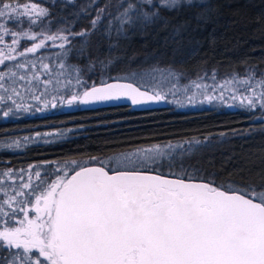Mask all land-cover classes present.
<instances>
[{"label":"trees","instance_id":"1","mask_svg":"<svg viewBox=\"0 0 264 264\" xmlns=\"http://www.w3.org/2000/svg\"><path fill=\"white\" fill-rule=\"evenodd\" d=\"M28 2H39L48 11L40 20L48 32H61L68 39L63 48L45 47L0 65V72L6 73L4 89L0 88V199H8L16 191H30L21 187L29 181L35 188L65 172L71 176L76 166L73 161L79 165H98L92 157L108 161L110 157L164 144L179 146L154 164H148L153 165L151 169L145 164L141 171L203 180L225 190L264 186V110L260 106L248 110L235 102L231 107L223 103L182 107L167 100L154 109L133 110L127 105L90 109L59 104L60 96L67 98L85 87L130 77L132 73L143 77L137 79L143 88L164 91L168 96V92L189 87L191 81L208 86L226 81L241 84L245 91L261 88L264 0H202L206 5L205 22L199 27L193 24L182 37L175 39L170 28L153 25L145 28L139 22L116 39L118 23L113 20L111 42L103 36L107 19L94 34L91 32L90 21L95 11L89 9L85 14L83 7L88 0H75L74 4L68 0H19L20 4ZM98 2L103 5L107 0ZM129 2L135 4L137 0H112L109 11L116 16L122 10L117 6ZM141 8L147 10L146 5ZM165 15L172 16L174 23L188 16L187 13ZM85 30L89 35H75ZM17 62L26 63V68H15ZM43 64L49 65L47 71L42 70ZM9 69L17 72V77H12ZM33 71L47 83L28 84L19 79V75L30 76ZM34 95L41 96V101L33 99ZM53 96L57 97L56 108L49 104L43 111H36L43 107L44 99L51 100ZM16 104L21 105L20 111L3 117V111L7 107L15 110ZM24 107L28 108L27 112ZM24 137L29 139L26 141ZM16 141L18 147H5ZM57 167L60 172L56 171ZM6 171L10 175H4ZM35 171L41 173L39 180ZM20 201L35 203V199L17 196L12 201L16 216L22 219ZM0 207L12 211L2 203ZM6 219L0 213V230ZM9 225L19 226L15 218Z\"/></svg>","mask_w":264,"mask_h":264},{"label":"snow or ice","instance_id":"2","mask_svg":"<svg viewBox=\"0 0 264 264\" xmlns=\"http://www.w3.org/2000/svg\"><path fill=\"white\" fill-rule=\"evenodd\" d=\"M68 3L74 4L75 0H68ZM141 5H146L147 10H143ZM111 7L112 0L103 5L98 0H88L83 7L85 14L89 9L95 11L90 21L93 34L107 19L103 36L109 42L114 38L113 20L118 23L116 39L136 22L145 28L149 25L165 30L170 28L175 39L182 37L193 24L199 27L207 18L203 11L206 5L202 0H158V3L137 0L135 4L118 5L122 10L116 16L109 11ZM165 13L176 16L187 13L188 16L174 23L173 17ZM47 15L48 11L35 3L21 5L19 0H0V18H7L5 23H0V30L5 33L10 31L5 26L7 22L23 16L29 23L36 24ZM11 35L13 45L18 44V35L36 40L35 35L27 32L13 31ZM75 35L83 37L89 32L85 30ZM58 38L68 39L67 36L48 35L17 55L35 54L45 46V40ZM59 47L63 48L64 44ZM14 51L13 48L8 54L0 53V65L5 60L16 61L17 56L11 54ZM15 68L24 69L26 63L17 62ZM48 68V64L42 65L43 71ZM8 73L12 77L18 75L11 69ZM5 75L0 72V81L5 79ZM19 79L26 80L28 84L33 81L47 83L40 80L36 71L30 76L19 75ZM137 79L143 80V77L132 73L130 77H117L115 83L102 81L100 86L85 87L82 92L67 98L60 96L59 104L71 108L128 100L133 106H139L166 99V94L161 91L150 94L148 89L142 90L143 85L138 84ZM261 86L264 87V83ZM232 98L236 99V96ZM33 99L41 101V96L34 95ZM206 99L210 101L214 97ZM260 99V108L264 110V92ZM244 100L247 104L243 103ZM42 104L37 112L49 104L56 108L57 97L44 99ZM241 105L255 110V96H243ZM20 109L21 105L16 104L15 110L7 107L2 115L7 118ZM23 110L27 112L28 108ZM24 139L27 141L29 137ZM18 146L19 141H16L5 147ZM138 157L139 153L121 154L110 157L107 162L92 157L98 161L97 166L79 165L73 161L76 166L71 176L65 172L43 187L37 184L35 188L29 181L21 187L30 191H16L8 199H0V203L12 209L9 213L0 207V213L7 218L0 230V241L3 242L0 243V264H264V186L254 188L249 185L225 190L209 182L168 179L141 171L153 157ZM56 171L61 169L57 167ZM4 175H10V172L6 171ZM35 176L39 180L41 173L35 171ZM17 196L35 199V203L18 202L22 219L16 216L17 210L12 203ZM30 212L35 215L30 216ZM13 218L18 227L9 225Z\"/></svg>","mask_w":264,"mask_h":264},{"label":"rangeland","instance_id":"3","mask_svg":"<svg viewBox=\"0 0 264 264\" xmlns=\"http://www.w3.org/2000/svg\"><path fill=\"white\" fill-rule=\"evenodd\" d=\"M32 3L38 4L40 5V7H43L39 2H28L27 4L30 5ZM42 18L43 17H41L40 20ZM6 19H7L6 17L0 18V23H5ZM40 20L36 24H31L29 23V20L27 17L22 16L16 21L7 22L5 26L9 28L10 31L8 33H5L3 32V30H0V36L3 37V39L0 40V53L8 54L10 50L14 48L16 51L11 52V54L16 55L18 57L19 56L17 55L18 52L23 51L27 47L32 46L33 43H38L41 39H44L48 35L63 36L61 32H55V33L48 32L40 24ZM13 31L17 33L27 32L31 35H35L36 40L32 41V40L27 39L23 35H18L16 37V39L18 40V44L13 45L12 44L13 36L11 35V32ZM62 43H64V40H61L59 38L56 39L55 41L45 40V46L40 48L39 50L45 47L58 46ZM8 78L10 79V76H8ZM191 82L193 83H191L189 87L183 86V89L179 88L171 92H168V94L170 95L169 96L166 95L168 97L164 101L158 102V105L165 103L167 100H173V102L178 103L182 107H202V106H208V105H214V104H220V103H223L229 106V105H235L234 104L235 102L241 103V98L243 96L256 95L257 97L255 98V104L256 106H260L261 93L264 92L263 87L255 88L251 91H245L243 90V88H241V84L236 85L235 83L226 82V81H224L223 83L221 82L213 83L211 84L212 86H208L207 84L201 83L200 81H191ZM0 85H3L0 88L4 89L3 81H0ZM197 85H199V87H197ZM234 95L236 96V99L232 98ZM208 96L214 97V99L209 101L208 99H206V97ZM190 97L191 99H189ZM0 98H1V90H0ZM243 103L247 104V100H244ZM175 146H179V144L150 145L144 148L134 150L133 152H130L127 154L139 153L140 157L138 158H143V159H147V157L149 156L153 157V160L148 161L146 163V165L148 166V169H151L149 167L153 165H148V164H154V162L159 161ZM148 150H151V151H148Z\"/></svg>","mask_w":264,"mask_h":264},{"label":"water","instance_id":"4","mask_svg":"<svg viewBox=\"0 0 264 264\" xmlns=\"http://www.w3.org/2000/svg\"><path fill=\"white\" fill-rule=\"evenodd\" d=\"M107 83H115L117 82L116 79H111V80H108V81H105ZM120 82H124L123 80H121ZM95 86H100L101 83H97V84H94ZM93 85L89 86L88 88L92 87ZM146 88H142V90H144ZM150 91V90H149ZM152 93V91H150V94ZM118 105H127V106H130L133 110H150V109H154L158 106V102H154V103H148V104H145V105H139V106H133L131 104L130 101L128 100H121V101H116V102H99V103H96V104H93V105H90V106H85L86 108H90V109H97V108H105V107H110V106H118ZM91 166H97V165H91ZM145 172H148L149 174H153V175H162L164 176L165 178H168V179H176V178H180V179H183L185 180L186 182H206V181H203V180H196V179H185V178H182V177H177V176H171V175H163V174H159V173H156V172H150V171H145Z\"/></svg>","mask_w":264,"mask_h":264}]
</instances>
